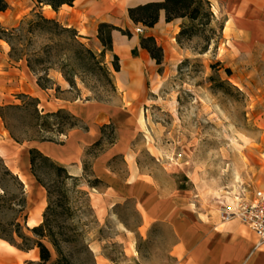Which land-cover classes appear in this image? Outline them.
I'll return each mask as SVG.
<instances>
[{"label":"rangeland","instance_id":"obj_1","mask_svg":"<svg viewBox=\"0 0 264 264\" xmlns=\"http://www.w3.org/2000/svg\"><path fill=\"white\" fill-rule=\"evenodd\" d=\"M8 1L12 7L0 13V24L7 28L18 26L21 19L30 15L37 4V0L28 1L31 8H25L19 5L20 0ZM209 1L218 19L212 22V27H217L220 20L236 17L239 20L237 24H254L264 28V0ZM73 12L78 14L77 10ZM43 13L47 15V10ZM1 14L6 16L2 17ZM18 14H23L22 18L19 19ZM231 23L230 20L218 48H215L213 42L210 51L205 54H198L195 50L203 46L200 36L179 45L181 49L173 40L175 45L166 48V62L162 72L158 71L160 67L153 61L150 68L143 70L142 92H136L131 99L119 88L117 95L102 88L91 91L79 81L80 97H76L75 91L63 93L54 90L53 95L44 98L43 104L47 105V99L64 97L74 99L79 109L86 108L91 118L110 116L127 138L133 135L129 145L137 156L140 169L154 175L163 187L169 188L173 184L172 177L188 187L182 192L185 202L192 206L187 209V216L210 215L222 221L237 220L243 224L238 218L224 219L222 211L233 206L237 196L250 197L256 190L264 188V94L260 93L258 79L264 76V66L258 63V60H262L259 53L263 44L254 41L250 48L234 53L232 60L233 52H238L234 46L241 39L236 33L238 28L230 30ZM136 26L137 23L131 25V29L122 28L130 32V35L125 34L130 40L138 36L141 39L144 34L137 33ZM89 46L97 53L102 50L93 42ZM133 50H136L135 55L132 54ZM9 51L8 43L0 41V75L5 76L0 79V106L20 104L17 95L22 91L17 88L32 78L30 72L23 69L21 61H12ZM114 54L119 56L121 68L122 57L116 50L107 51L105 60L112 67ZM130 56L133 60L150 59L149 54L141 50L139 45L131 49ZM184 60L188 61L180 70L179 65ZM232 61L237 67L230 80H235L241 87L228 83L215 87L210 76L228 80L225 67ZM216 62L222 65L213 69L211 64ZM8 70L12 73L6 75ZM50 76L57 81L59 75L51 72ZM95 95L106 101L87 100ZM6 115V122L0 117V142L9 140L15 145L16 152L14 159L0 155V235H10L17 223L26 235H32L25 218L28 211L25 183L27 207L22 212L21 187L11 175L3 173L5 166L15 171L14 161L20 166L24 164L30 148L27 142L19 146L7 126L20 137L32 135L34 130L27 128L26 124L31 119L25 112L11 110ZM113 167L120 173L125 172V164L121 159L114 162ZM174 173H177L176 177ZM146 192L152 195L151 191ZM69 196L70 217L58 215L56 219L83 231L78 242L63 245L66 255L74 264H98L96 255L99 252L107 257V264L178 263L177 258L169 252L176 242L173 226L161 221L151 223L150 219L143 220L134 199L116 203L100 220L92 204L88 205L86 196L73 190ZM156 199L154 195L150 202ZM131 244L135 248L134 257L125 254ZM36 250L31 255L36 252L39 254ZM52 252L55 259L57 255L54 250ZM30 258L33 259L32 256Z\"/></svg>","mask_w":264,"mask_h":264},{"label":"trees","instance_id":"obj_2","mask_svg":"<svg viewBox=\"0 0 264 264\" xmlns=\"http://www.w3.org/2000/svg\"><path fill=\"white\" fill-rule=\"evenodd\" d=\"M75 0H37L35 8L30 15L21 19L16 27L7 28L0 24V39L10 46L9 56L12 61H25L28 69L36 77L37 84L42 89H55L56 92H63L61 86L55 81L51 72L61 74L69 84V92H77L76 97L81 96L79 81L85 88L91 91L102 88L107 92L118 94L115 73L120 71L119 56L114 54L112 67L105 60L107 51H113L112 32L119 30L122 34L130 35V32L115 26L111 23L101 22L98 25L97 37L101 41L102 50L97 53L89 44L83 40L78 30L73 26L63 24L56 18L47 17L42 12L44 5H49L58 11L64 4L72 6ZM10 8L8 0H0V12ZM164 11L166 22L180 19V29L176 35V41L182 45L185 41H192L194 37L200 36L203 39V46L195 49L198 54H205L215 43L218 48L219 42L223 40L225 21L220 20L217 27H212V22L218 20L209 0H153L133 7H129L130 18L137 25L153 27ZM140 45L147 50L149 55L160 67L162 72L164 51L155 37L143 35ZM136 54V50L132 51ZM188 60L180 63L179 69ZM221 62L212 63L211 67L221 66ZM228 80L223 81L215 76H210V81L215 87L225 84L234 85L230 77L232 69L225 67ZM92 82V84H89ZM21 100L20 104H7L0 106V117L6 122V113L11 110L25 112L30 121L27 128L33 129L34 133L26 137H20L9 126L7 129L11 137L19 144L31 141H50L63 144L73 129L88 130L89 126L80 116L72 111L60 108L56 111H45L39 107V99L26 93L17 95ZM87 100L105 102L102 97L90 96ZM101 137L95 141L87 150L86 158L83 161L84 176L72 175L66 165L46 155L36 147L29 148L30 171L36 181L44 187L47 193V205L43 212V220L38 225L29 227L32 235H26L17 223V227L10 235L2 236L10 244L20 250L30 251L38 249L41 264H74L66 255L64 244L78 242L83 236V231L78 227H71L68 224L58 222L56 216L71 215L70 196L73 190L88 198V205L91 206L89 192L83 188L102 187L104 182L93 177L90 158L97 156L109 145L114 144L117 139V130L114 123H105L101 126ZM11 175L21 187V211L25 212L27 199L25 197L24 182L15 172L7 166L4 173ZM182 189H188L181 185ZM27 219V213L25 214ZM21 242H17V239ZM48 243L51 245L49 246ZM87 247V245H86ZM56 258H53V250Z\"/></svg>","mask_w":264,"mask_h":264},{"label":"crops","instance_id":"obj_3","mask_svg":"<svg viewBox=\"0 0 264 264\" xmlns=\"http://www.w3.org/2000/svg\"><path fill=\"white\" fill-rule=\"evenodd\" d=\"M28 1L32 0H20L19 5L31 8ZM78 1H81L79 2V6ZM101 1L75 0L72 6L64 4L58 11L53 10L50 6L51 14L46 16L56 18L65 25L75 27L84 36V41L89 45L90 42H93L99 48L102 47L101 41L97 37L99 23L107 22L123 29H131V25H135V23L129 16V7L145 3L140 2L132 5L128 3L129 0H108V6L104 5L101 8H97L95 4ZM48 6L44 5L42 12ZM10 7H12L11 3ZM15 7L17 8V6ZM74 10H77L78 14H75ZM98 11L101 15L97 14ZM22 15L18 14L19 19L22 18ZM61 15L65 17H61ZM230 20L232 21L230 30L238 28L236 33H238V37L241 39V42H238L234 46L238 52L232 51V60L236 53L244 51L245 48H250L254 41L258 40L260 44H263V48L259 53V57L262 60H258V63L264 66V28L262 29V26L256 27L254 24L243 26V24H237V21L239 22L238 18L233 17V19H230L228 17L225 21L224 31L228 30ZM240 20L242 23V19ZM180 23V19L166 22L164 11H161L159 21L153 27H144V34L142 36L152 35L155 37L157 43L162 46L164 51L163 65L166 62V48L175 45L172 43L173 40L181 49L176 41ZM0 41L3 42L4 40L0 39ZM112 41L113 50H115V43L117 42L119 45H130V51L134 46L139 45L141 50L148 53L147 50L141 47L139 36L130 40L121 31L113 30ZM247 53L249 54L250 52ZM150 59H152L151 56ZM152 61L155 62L153 59ZM21 63H23V69H27L32 78H29L28 82L25 81V84L17 89L22 91V93L38 98L39 107L45 111H56L60 108L68 109L84 119L89 126L88 130L80 128L71 130L63 144L50 141L27 142L30 144V147H36L46 155L66 165L72 175L84 176L83 161L86 158V150L101 137V126L103 124L111 122L115 124L118 135L117 141L106 147L97 156L90 158L93 177L101 179L105 185L92 188L88 185L83 186L89 192L92 207L100 220L108 214L109 209L116 203L124 199H134L143 220L150 219L151 223L161 221L173 226L176 242L172 245L169 252L177 258V264H264V243L257 245L258 239L256 235L247 226L237 220L222 221L218 217L210 215H206L205 217L187 216V209H191L192 207L191 203L185 202V196L182 194L187 189L180 188V182L174 177H172L173 184L169 188L163 187L154 175L140 169L137 156L129 145L133 135L127 138L124 133L120 132L114 119H111L110 116L92 117V119L86 108L79 109L74 104V99L56 96L53 99H47V105H44V98L48 97L49 94L53 95L52 91L55 89H42L37 84L36 77L28 69L26 63L23 61ZM156 66L158 65L156 64ZM228 67L232 69L233 76V70L237 65L232 61ZM121 70L122 65L119 72ZM5 73L9 75L12 72L8 70ZM58 75L57 83L61 86L63 93H71L67 90L69 84L61 74ZM4 77L0 75V79ZM258 79H260V93L264 94V76L258 77ZM231 82L241 87L235 80L231 79ZM0 87L2 88L1 82ZM99 106L103 107L102 105ZM101 112L99 113L101 114ZM125 113L124 116L126 117L127 112ZM17 144L19 146L23 145ZM15 152L16 147L9 140L3 143L0 142V155L2 157L14 159L13 155ZM119 159L125 164L124 173H120L113 167L114 162ZM14 163V168L17 170L21 169L29 179V183L26 184L28 194L26 223L30 227H33L43 220V212L47 205V193L44 187L31 174L29 155L26 162L21 166L15 161ZM173 175L176 177L177 173ZM144 191H151L152 195L149 196L148 192L145 194ZM154 195L157 196V199L150 202V198ZM142 208L144 212H142ZM31 219L35 220L33 224H30ZM128 249L129 252H127ZM33 251L37 250L23 251L19 249L18 251H14L0 248V264H41L40 258H30ZM125 251L128 257L135 256L133 244H131V247H127ZM96 259L98 264H107V257L101 252L96 255Z\"/></svg>","mask_w":264,"mask_h":264},{"label":"bare ground","instance_id":"obj_4","mask_svg":"<svg viewBox=\"0 0 264 264\" xmlns=\"http://www.w3.org/2000/svg\"><path fill=\"white\" fill-rule=\"evenodd\" d=\"M148 0H129V4H136L140 2H146ZM108 6V0H102L100 3H96L95 6L97 8H101V6ZM47 10V16L50 15V6L46 8ZM100 11V10H99ZM97 12L98 15H101L100 12ZM2 17H5L6 15L1 14ZM4 43H7L3 41ZM115 50L117 53H119L122 57V70L121 72L117 73V86L119 89L124 90L126 93V96H128L130 99L135 97L136 92H142L144 81H143V70L145 68H150L153 64L152 59L142 58L140 60H133L130 56V45L123 44L119 45L117 42L115 43ZM140 122L143 124V120L141 119ZM17 172L20 179L26 184L29 183V179L27 175L21 171V169L15 171ZM35 222L34 219L30 220V224H33ZM4 246V247H2ZM0 248H6L9 250L18 251L19 249L15 247L14 245L10 244L7 240L0 238ZM33 259H38L39 255L36 252L34 255H31Z\"/></svg>","mask_w":264,"mask_h":264},{"label":"built area","instance_id":"obj_5","mask_svg":"<svg viewBox=\"0 0 264 264\" xmlns=\"http://www.w3.org/2000/svg\"><path fill=\"white\" fill-rule=\"evenodd\" d=\"M137 33H143L142 25L136 26ZM233 206L223 209V218L226 220L238 218L256 235L257 245L264 242V188L256 190L252 196H237Z\"/></svg>","mask_w":264,"mask_h":264}]
</instances>
